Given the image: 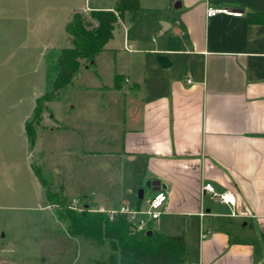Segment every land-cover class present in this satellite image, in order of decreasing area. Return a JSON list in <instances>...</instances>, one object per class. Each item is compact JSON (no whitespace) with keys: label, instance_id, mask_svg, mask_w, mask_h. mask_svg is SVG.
I'll use <instances>...</instances> for the list:
<instances>
[{"label":"crops","instance_id":"obj_1","mask_svg":"<svg viewBox=\"0 0 264 264\" xmlns=\"http://www.w3.org/2000/svg\"><path fill=\"white\" fill-rule=\"evenodd\" d=\"M138 1L46 103L40 133L62 137L82 168L71 199L141 211L155 190L138 188L158 181L167 209L147 225L182 235L189 264H264V24L248 21L264 0ZM209 6L240 14L206 17ZM87 10L71 8L64 26ZM206 181L235 195V216L202 192Z\"/></svg>","mask_w":264,"mask_h":264},{"label":"rangeland","instance_id":"obj_2","mask_svg":"<svg viewBox=\"0 0 264 264\" xmlns=\"http://www.w3.org/2000/svg\"><path fill=\"white\" fill-rule=\"evenodd\" d=\"M86 2L110 6L114 0H0V264H93L108 254L106 246L69 236L68 222L54 215L61 206L47 201L45 207L35 184L32 165L42 168L51 190L65 198L70 209L82 173L76 161L67 158L70 145L50 132L40 133L45 128L42 116L33 123L34 145L29 144L24 130L35 98L46 91L44 56L46 61L48 54L54 56L70 45L64 18L71 8ZM89 12L82 14L88 17ZM44 106L41 115L48 110L46 103ZM62 120L66 121L65 115ZM140 189L147 191L146 184ZM85 202L78 201L74 210L108 211L91 203L85 206Z\"/></svg>","mask_w":264,"mask_h":264},{"label":"trees","instance_id":"obj_3","mask_svg":"<svg viewBox=\"0 0 264 264\" xmlns=\"http://www.w3.org/2000/svg\"><path fill=\"white\" fill-rule=\"evenodd\" d=\"M89 16L75 11L64 26L70 46L61 48L54 56L46 57V91L36 98L31 119L25 123L29 144L35 143L37 134L33 123L41 119L45 103L55 99L60 90L72 80L80 67V60H91L101 52L106 42L112 37L114 24L125 11L140 9L138 0H114L110 6H89ZM250 23L264 24V12L248 14ZM33 172L45 190L50 204L61 206L54 215L68 222L67 233L71 237H82L95 246H106L108 254L97 259L93 264H189V253L182 235L148 233L136 229L120 213L110 219L107 213L99 210L69 209L65 198L51 190L42 168L32 165ZM59 198V199H58Z\"/></svg>","mask_w":264,"mask_h":264},{"label":"built area","instance_id":"obj_4","mask_svg":"<svg viewBox=\"0 0 264 264\" xmlns=\"http://www.w3.org/2000/svg\"><path fill=\"white\" fill-rule=\"evenodd\" d=\"M234 14L239 15V12H233L225 7H207L205 11L206 17H213L218 14ZM187 82H190L188 79ZM202 192L208 194L217 200L220 204L225 205L229 209L228 216H235V195L230 190H218L212 182L206 181L203 183ZM76 199H72L70 209H76ZM168 192L165 189L158 188L154 191L148 201L147 208L145 210H131L125 207H121L119 210H108L106 213L110 219H112L118 212L126 214L127 219L138 230H146L148 221L158 219L161 214L167 209ZM202 214V213H201Z\"/></svg>","mask_w":264,"mask_h":264},{"label":"water","instance_id":"obj_5","mask_svg":"<svg viewBox=\"0 0 264 264\" xmlns=\"http://www.w3.org/2000/svg\"><path fill=\"white\" fill-rule=\"evenodd\" d=\"M174 6H179V1L178 0H174ZM146 186L149 187V188H152L154 190L158 189V188H161L162 186L158 183V181H149L146 183ZM138 195L141 196L142 195V189H140L138 191ZM87 206V205H85ZM148 233H152L151 230H148L147 231Z\"/></svg>","mask_w":264,"mask_h":264}]
</instances>
